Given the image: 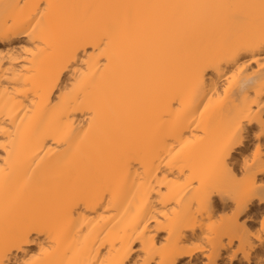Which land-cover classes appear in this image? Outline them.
Segmentation results:
<instances>
[{
    "label": "bare ground",
    "instance_id": "6f19581e",
    "mask_svg": "<svg viewBox=\"0 0 264 264\" xmlns=\"http://www.w3.org/2000/svg\"><path fill=\"white\" fill-rule=\"evenodd\" d=\"M262 118L264 0H0V264H264Z\"/></svg>",
    "mask_w": 264,
    "mask_h": 264
},
{
    "label": "snow or ice",
    "instance_id": "6c2138e0",
    "mask_svg": "<svg viewBox=\"0 0 264 264\" xmlns=\"http://www.w3.org/2000/svg\"><path fill=\"white\" fill-rule=\"evenodd\" d=\"M260 128H261V131H260V136L262 139H264V118L261 119L260 121ZM242 132V130H241ZM239 137H240V133L237 134V138H236V141L234 142H239Z\"/></svg>",
    "mask_w": 264,
    "mask_h": 264
}]
</instances>
